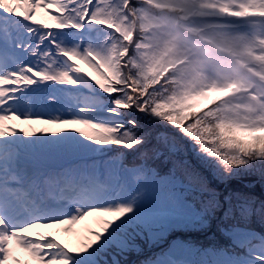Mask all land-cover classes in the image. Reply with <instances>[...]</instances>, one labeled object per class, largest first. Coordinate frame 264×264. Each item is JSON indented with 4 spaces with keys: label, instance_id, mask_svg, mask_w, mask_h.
Instances as JSON below:
<instances>
[{
    "label": "snow or ice",
    "instance_id": "6c2138e0",
    "mask_svg": "<svg viewBox=\"0 0 264 264\" xmlns=\"http://www.w3.org/2000/svg\"><path fill=\"white\" fill-rule=\"evenodd\" d=\"M160 144L190 147V186L264 180V0H0V264H122L137 229L207 226L219 201L178 195ZM224 199L264 225V200ZM89 217L75 247L37 231ZM223 231L206 260L146 264H264V227Z\"/></svg>",
    "mask_w": 264,
    "mask_h": 264
},
{
    "label": "rangeland",
    "instance_id": "374dc122",
    "mask_svg": "<svg viewBox=\"0 0 264 264\" xmlns=\"http://www.w3.org/2000/svg\"><path fill=\"white\" fill-rule=\"evenodd\" d=\"M49 23H51V21H49ZM53 31H56V29H53ZM80 66L85 68L86 72H91V69L83 63H81ZM16 122L18 123V121ZM40 127L45 126L40 125ZM151 131L153 135H155L157 130L151 129ZM159 147L161 155L156 157L149 153L147 164L156 170L161 177L169 178L174 173L178 181L176 185V193L186 198L187 202L191 204L193 208L197 210L202 209L213 199V197L220 203V207L217 209L224 207L222 199L224 192L222 189H224L229 182L232 189L228 195L232 196L233 204L236 203V194L250 196L258 202L264 200V180H261L259 173L241 172L240 175L225 181H221L215 177V181L218 184L225 182L223 184L224 186L220 189V186L215 187V184L212 182V177L214 176L210 172L198 168L196 170L200 172L201 176L204 178V186L201 187L198 184L190 186L187 179L184 177L185 165L194 167L193 157L190 154V147L183 144H180L179 148L175 150L170 149L169 146H165L164 144H160ZM117 155L119 156V154ZM119 158L125 159L129 164L138 162L134 154L131 153H128L125 156H119ZM181 189H183V191H181ZM228 208L229 205L227 202L224 211L228 210ZM95 220V217H89L86 221L76 225L73 233H65L62 229L58 228H44L42 230L37 229V231L53 232L62 241L72 246H76L83 236L86 235V229L88 227L93 229L97 228ZM227 221L228 222H226L224 226H231L232 224L239 223L240 225L251 229L259 227L261 230L262 227H264L258 216L242 219L239 215H236L234 217H228ZM224 226L221 228V233L217 236L209 234L204 227L196 224H190L187 226L174 225L165 227L163 230H161L159 226H153L151 229H137L132 242H137L138 244L132 247L131 250L127 251L123 256L119 257V259H121L122 264H129V262H134V260L137 259L138 256H136V254H154V258H163L169 252L175 251L180 259L193 261L206 260L209 258L205 255L206 251L211 252L213 248H223L226 243H229V234L223 231ZM197 237L199 238V245L204 244L207 240H212L207 245V248L202 250L200 246L195 243ZM166 243H168L169 247L165 250ZM211 246L213 248H210ZM196 248L198 249L196 250ZM129 252H132V257L128 256L130 255L128 254ZM197 253H199V255H197ZM146 262L147 261H141L136 264H146Z\"/></svg>",
    "mask_w": 264,
    "mask_h": 264
},
{
    "label": "trees",
    "instance_id": "16d2710c",
    "mask_svg": "<svg viewBox=\"0 0 264 264\" xmlns=\"http://www.w3.org/2000/svg\"><path fill=\"white\" fill-rule=\"evenodd\" d=\"M213 179V183L215 184V187L220 186V189L224 186L223 183L218 184L215 180V177H212ZM227 187V188H226ZM224 189H222V191L224 192L222 195V199H223V204L224 207H222L221 209H216L215 212L209 217V223L207 224L206 227H204V229L206 230V232H209V234H212L214 236H217L221 233V228L224 226V224L226 222H228V218L224 217V209H225V204L227 203V201H225L224 197L229 196L228 193L231 191L232 186L230 185V182L228 183V185L226 186ZM258 202V201H257ZM220 210V211H219ZM254 230H256L257 232L260 231L259 227H256ZM195 239V238H194ZM199 238H196L195 243H197L199 245ZM212 239L207 240L204 244L199 245L200 248L203 250L205 248H207V245L210 243ZM133 247L135 245H137V242H132ZM169 247L168 243L165 244V250ZM210 248H213L212 246ZM198 248H196L197 250ZM142 253V252H141ZM128 255L129 257H132V252H129ZM137 259L134 261V264L138 263V262H143V261H148L151 259H154L155 255L154 254H136Z\"/></svg>",
    "mask_w": 264,
    "mask_h": 264
},
{
    "label": "bare ground",
    "instance_id": "6f19581e",
    "mask_svg": "<svg viewBox=\"0 0 264 264\" xmlns=\"http://www.w3.org/2000/svg\"><path fill=\"white\" fill-rule=\"evenodd\" d=\"M36 127H40V125H37ZM78 244H76V246H77ZM75 247V246H74Z\"/></svg>",
    "mask_w": 264,
    "mask_h": 264
}]
</instances>
